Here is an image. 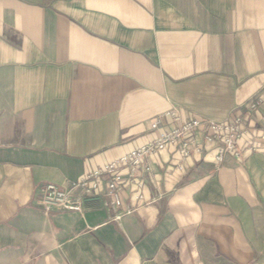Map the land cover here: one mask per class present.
<instances>
[{
  "label": "crops",
  "instance_id": "crops-1",
  "mask_svg": "<svg viewBox=\"0 0 264 264\" xmlns=\"http://www.w3.org/2000/svg\"><path fill=\"white\" fill-rule=\"evenodd\" d=\"M171 109L245 113L256 150L217 165L212 143L182 162L169 146L142 200L36 205ZM0 264H264V0H0Z\"/></svg>",
  "mask_w": 264,
  "mask_h": 264
},
{
  "label": "built area",
  "instance_id": "built-area-1",
  "mask_svg": "<svg viewBox=\"0 0 264 264\" xmlns=\"http://www.w3.org/2000/svg\"><path fill=\"white\" fill-rule=\"evenodd\" d=\"M262 95L253 96L245 107L247 111L257 108L262 103ZM155 132L152 140L127 152L119 158L86 171L77 180L69 181L66 187L42 184L38 187L35 203L44 210L58 207L62 210L81 209L82 196L71 194L73 189H80L84 194L104 191L116 207L121 205V197L134 186L136 200H142V184L139 178L151 171L147 163L150 158L175 148L180 162L199 155L202 145L212 143L215 146V164H221L227 154L241 159L243 151L254 152L253 143L246 144L244 136L249 132L245 113L236 112L231 117L220 120L184 119L177 109L163 113L151 124ZM242 146L245 148L242 150Z\"/></svg>",
  "mask_w": 264,
  "mask_h": 264
}]
</instances>
